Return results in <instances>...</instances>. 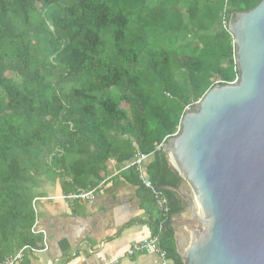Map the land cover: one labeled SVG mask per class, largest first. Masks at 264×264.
Segmentation results:
<instances>
[{
    "label": "trees",
    "instance_id": "1",
    "mask_svg": "<svg viewBox=\"0 0 264 264\" xmlns=\"http://www.w3.org/2000/svg\"><path fill=\"white\" fill-rule=\"evenodd\" d=\"M260 1L0 0V263L42 246L30 230L43 175L76 192L97 185L110 158L120 167L141 151L156 187L183 184L156 146L178 131L187 105L238 76L221 21ZM120 174L154 203L134 167ZM162 191L169 213L153 234L183 264L169 222L186 203Z\"/></svg>",
    "mask_w": 264,
    "mask_h": 264
},
{
    "label": "water",
    "instance_id": "2",
    "mask_svg": "<svg viewBox=\"0 0 264 264\" xmlns=\"http://www.w3.org/2000/svg\"><path fill=\"white\" fill-rule=\"evenodd\" d=\"M238 79L209 89L164 143L186 203L171 219L183 264H264V0L231 15Z\"/></svg>",
    "mask_w": 264,
    "mask_h": 264
},
{
    "label": "crops",
    "instance_id": "3",
    "mask_svg": "<svg viewBox=\"0 0 264 264\" xmlns=\"http://www.w3.org/2000/svg\"><path fill=\"white\" fill-rule=\"evenodd\" d=\"M57 180L43 175L33 188L35 197L42 198L37 206L46 235H40L39 251H26L15 264H164L154 253L125 254L132 243L153 234L160 216L139 185L119 174L90 199L70 203L61 197L66 193ZM165 264L174 262L166 257Z\"/></svg>",
    "mask_w": 264,
    "mask_h": 264
},
{
    "label": "built area",
    "instance_id": "4",
    "mask_svg": "<svg viewBox=\"0 0 264 264\" xmlns=\"http://www.w3.org/2000/svg\"><path fill=\"white\" fill-rule=\"evenodd\" d=\"M228 21L225 17L222 18L221 24L224 28L228 29ZM238 79V76L235 78L234 81ZM193 105H187L185 107V112L189 110ZM164 146V142L156 146V149H161ZM149 157L148 153H144L141 151H137L133 158L123 166L118 167L117 162L114 158H110L108 162V173L97 183V185L89 187L87 189H81L76 192H69L67 194L61 195V197L67 199L70 203L79 201L83 202L88 199H90L99 188H101L104 184H106L109 180L112 178L118 176L121 171L127 170L131 167H134L135 170L138 173L139 180L142 183V185L145 188H148L154 199V204L157 207L160 217L166 218L169 213V205H168V198L163 193V191L156 187L152 181L150 180L148 174H146L145 170V163L147 158ZM42 199L41 197H35L32 200V208L35 214L33 225L31 226V233L34 235H41L43 238L46 235L45 230L40 226L39 221V212H38V206L37 202ZM44 199V198H43ZM161 231V228H160ZM103 245V244H101ZM37 252L39 251L38 248H35L31 245H25L22 248H20L15 254L8 256L5 258L3 262L0 264H15L19 261H22L25 257V252ZM90 252H93V250H90ZM139 253H148V254H157L159 255L164 261L165 264V258L167 257L166 250L162 246L161 243V235L160 233L152 234L150 237L134 242L132 243L127 250L125 251V254L127 256H133Z\"/></svg>",
    "mask_w": 264,
    "mask_h": 264
},
{
    "label": "rangeland",
    "instance_id": "5",
    "mask_svg": "<svg viewBox=\"0 0 264 264\" xmlns=\"http://www.w3.org/2000/svg\"><path fill=\"white\" fill-rule=\"evenodd\" d=\"M8 76H12V74H9V73H8ZM217 85H218V84H217ZM50 172H51V173H49V174H53V173H54L53 171H50ZM54 176H55V179H56V180H57V179H58V180H61V177H60L58 174L54 173ZM58 180H57V181H58Z\"/></svg>",
    "mask_w": 264,
    "mask_h": 264
}]
</instances>
